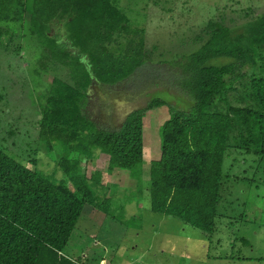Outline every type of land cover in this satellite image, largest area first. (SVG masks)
Instances as JSON below:
<instances>
[{
	"label": "trees",
	"instance_id": "1",
	"mask_svg": "<svg viewBox=\"0 0 264 264\" xmlns=\"http://www.w3.org/2000/svg\"><path fill=\"white\" fill-rule=\"evenodd\" d=\"M120 5L119 0H0V36L11 34L15 50L35 47L36 74L47 68L44 60L69 74V80L53 77L45 94H37L44 97L38 137L47 149L61 148L56 165L65 178L31 169L0 147V264H78L79 258L64 249L84 205L107 214L102 202L111 201L98 194L100 173L87 176L81 168V157L91 158L95 150L107 155L110 171H128L138 189L146 188L153 212L179 218L207 235L218 216L227 151L233 147L264 158V76L253 70L247 75L246 67L264 64V11L239 30L210 20L195 50L163 62L168 65L165 82L183 104L151 98L130 111L118 129L108 130L84 111L88 88L115 85L149 60L145 30L131 27ZM54 21L61 33L50 35ZM118 34L129 38L114 48ZM245 77L251 104L234 107L228 94ZM164 105L168 118L159 127L160 155L151 160L143 186V117Z\"/></svg>",
	"mask_w": 264,
	"mask_h": 264
},
{
	"label": "rangeland",
	"instance_id": "2",
	"mask_svg": "<svg viewBox=\"0 0 264 264\" xmlns=\"http://www.w3.org/2000/svg\"><path fill=\"white\" fill-rule=\"evenodd\" d=\"M119 2L131 27L145 30L149 60L134 75L115 85L94 83L88 88L84 111L98 127L108 130L118 129L130 111L146 106L151 98L183 104L177 90L165 82L168 65L163 62L195 50L200 45L197 37H206L205 27L210 20H220L239 30L264 11V0ZM59 26L54 21L49 34L61 33ZM10 37L11 34L0 36V147L31 169H39L56 180L65 178L56 165L61 148L54 145L47 149L38 137L36 122L44 100L37 96L38 92L44 95L55 76L69 80L68 70L44 60L47 68L36 74L35 47L25 44V48L15 50ZM128 38L125 34L115 35L111 45H123ZM257 65L246 66L247 75L253 70L264 76V64ZM248 84V77L235 83L236 90L227 97L231 105L251 104ZM167 118L165 105L148 110L143 117V186L148 182L151 160L160 155L159 127ZM80 164L87 176L100 173L103 189L98 194L111 201L102 202L107 214L91 204L84 205L64 249L69 257L79 258L87 246L91 254L107 251L102 264H264V158L233 147L227 151L218 216L210 235L179 218L153 212L146 188L138 189L128 171H110L107 155L100 150H95L91 158L81 157Z\"/></svg>",
	"mask_w": 264,
	"mask_h": 264
},
{
	"label": "crops",
	"instance_id": "3",
	"mask_svg": "<svg viewBox=\"0 0 264 264\" xmlns=\"http://www.w3.org/2000/svg\"><path fill=\"white\" fill-rule=\"evenodd\" d=\"M106 252L105 253L102 252V254H99V255L91 254V252L87 250V246H86L84 251L79 256L78 264H102L103 261L106 260L105 258Z\"/></svg>",
	"mask_w": 264,
	"mask_h": 264
},
{
	"label": "flooded vegetation",
	"instance_id": "4",
	"mask_svg": "<svg viewBox=\"0 0 264 264\" xmlns=\"http://www.w3.org/2000/svg\"><path fill=\"white\" fill-rule=\"evenodd\" d=\"M135 73H136V72H135ZM135 73H134V74H135ZM134 74H133V75H134ZM91 85H92V84H91Z\"/></svg>",
	"mask_w": 264,
	"mask_h": 264
}]
</instances>
